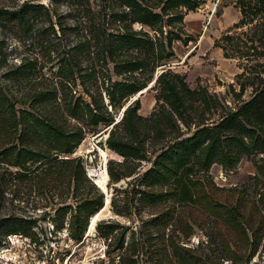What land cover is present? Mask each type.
I'll return each instance as SVG.
<instances>
[{
	"label": "rangeland",
	"instance_id": "374dc122",
	"mask_svg": "<svg viewBox=\"0 0 264 264\" xmlns=\"http://www.w3.org/2000/svg\"><path fill=\"white\" fill-rule=\"evenodd\" d=\"M35 1L60 14L61 27L54 15V30L43 17L33 20L28 30L0 25V84L12 94L15 108L50 119L69 136H60L50 124L42 126L34 147L46 156L26 158V175L18 179L11 174L0 186V217L14 214L28 220L27 233H11L0 244V264H184L172 245L190 248L179 251L200 256L201 264H264V150L247 153L234 141L208 157L204 149L196 150L184 159L195 167L188 178L195 201L189 204L173 195L175 158L158 159L167 165L157 163L154 169L160 173L154 178L150 170L155 156L173 141L217 123L252 94L250 58L224 56L214 43L239 20L234 0H200L195 7L172 0H135L157 14L145 21L140 15L146 12L132 11L121 0ZM44 25L48 27L41 31ZM125 30L145 31L153 48L126 47L115 40L111 54L100 51L109 33ZM135 54L145 59L141 70L116 67ZM160 72L164 75L157 78ZM130 73L147 82L140 93L121 100L125 104L138 97L136 112L143 117L138 124L116 126L114 136L136 146L122 154L106 143L110 124L94 122L88 107L119 118L122 107H111L104 88L131 78ZM166 82L186 88L184 119L169 102ZM240 82H245L243 90ZM79 137L71 152L61 150ZM66 157L79 161L92 182L104 158L106 173L108 160L115 174L126 173L117 180L108 176L107 207L88 232L89 216L79 241L71 237L70 219L84 194L72 189L70 166L60 159ZM0 167L18 169L5 160ZM61 206L67 207L57 209ZM237 211L243 217L235 224L230 215ZM159 244L165 247L156 251Z\"/></svg>",
	"mask_w": 264,
	"mask_h": 264
},
{
	"label": "trees",
	"instance_id": "16d2710c",
	"mask_svg": "<svg viewBox=\"0 0 264 264\" xmlns=\"http://www.w3.org/2000/svg\"><path fill=\"white\" fill-rule=\"evenodd\" d=\"M121 1L129 6L132 11L135 10V8H139L143 10V12H146L147 14L142 13L143 16L140 15L144 21L146 18L155 17L157 15L155 12H152L150 8L146 10L140 6L135 0ZM169 1L171 0H165V4ZM172 1L186 3L189 7H195L200 2V0ZM233 2L239 8V20L232 28L223 31L214 43L222 49L224 56L238 55L250 58V65H248L252 73V80L249 82V85L252 88V94L250 98L238 104L235 109L228 110L223 114L222 118L217 123L211 126H200L191 135L176 139L155 156L153 166L150 170H153L157 163L160 164L161 167L167 165V163L162 162V160L159 162L158 159L161 158H175V163H178L177 167L173 169L174 174L171 178V182L173 184V191H175L173 195L181 204H189L195 201V196L188 180L189 176L194 172L195 167L184 161V159H189L196 150L204 149V156L208 157L216 152L217 149H220L226 142L233 141L238 143L240 148L247 153L255 149L264 150V76L262 75L264 67V62L262 60L264 56V0H234ZM112 13L113 15L118 14L116 11ZM53 15L56 18V24H58V26L60 24L61 27L59 21L60 14L56 13L53 11L52 7L42 2H34V0H0V25L5 27L13 28L17 26L23 30H28L32 26L33 20L38 17H43L45 21L49 20V26L54 30V22L51 20ZM123 15H126V11H123ZM245 24L247 25L242 27ZM47 27L48 26L44 25L40 30L45 31ZM233 29H235V31H233ZM104 33L105 32L102 31L100 35ZM136 34H138V36H136ZM112 37L113 39L111 40ZM115 40H119L118 45L122 43L123 46L126 47L135 45L138 47L146 46L148 49L153 48V41L148 37L145 31L141 30L136 33L133 30H125L121 34L116 35L109 33L104 43L102 42L100 51L103 52L106 49L107 54H111L113 48L116 47L113 44ZM168 45H170L169 42ZM250 48H252V52H249ZM145 65L146 62L143 56L141 57L135 54L132 58H123L122 64H116V67L119 66L120 69L125 67L127 71L132 70L133 72L135 69L141 70ZM243 68V71H245L246 67ZM11 72L13 73L14 71ZM133 75L131 74V78L127 77L123 78V80H114L104 88L105 94H107L108 97V103L111 107L121 108L127 104L117 121L114 120L115 118L113 115H99V113L93 112L89 103H85L86 106H89L88 109L90 110L94 122L101 120L103 123L107 124L106 126L111 124L105 139L106 143L110 148L122 154H125V150L127 149L129 151L131 149H136V146L128 143L129 139L120 140L116 138L114 136L116 126L121 123L132 124V121L138 124V120L143 118L136 112L139 107L138 97L124 104V100L128 98L130 94L138 90L140 91L147 82L146 79H138ZM163 75L164 73L160 72L157 78ZM167 82L165 86L168 95H170L169 102L174 111H177L179 117L184 119L186 115V104L184 103L183 91L186 88L180 87L181 89H177L173 82ZM244 84L245 82L239 83L240 90L245 88ZM90 96L92 99L91 102L94 104L92 105L95 108V98H93L91 94ZM11 97L12 94L10 95L3 85L1 86L0 84V128H4L2 129L3 132L0 134V162L5 160V162L11 165L18 166V169H15L14 172L7 167H0V186L8 182L11 174H14L13 177H18V179L26 175L24 174V170L28 169L25 164L26 158L46 156L39 148L34 147L36 146L35 137L40 135L42 126L46 124L48 126V124H50V128L56 130L60 136H69L65 130L60 129V125H57L55 122H49L50 119L42 115L38 116L29 110L15 108ZM123 98L124 100L121 101ZM75 107L76 102L72 105V108ZM79 140L80 137L72 145L61 150L71 152L72 147L75 146ZM204 142H206L205 145L203 144ZM60 159L70 166L67 174L72 177L73 191L84 194V196L80 198V202L76 203L74 213H72L70 219V222H72V224L74 223V226L71 227L70 230L71 237L79 241L81 240L89 216L96 213L103 205V193L94 182L86 178L84 172L80 169L79 161L75 160L73 157ZM73 161L77 163L73 164ZM110 162L111 160L107 161V174L109 178L117 180L123 175H126L125 172L120 171H117L115 174ZM258 165L256 164L257 167H259ZM155 169V173L151 176L153 178L156 176V173H160ZM57 171L58 170L54 171L55 175H57ZM83 181H85L84 184ZM66 207L67 206H61L57 209H65ZM230 217L231 220L235 221L234 223L237 224L236 222L243 216L237 211L233 212ZM27 222L28 220L25 218L14 214L0 217V244L5 240L6 236L11 233H16L18 231L27 233ZM99 222L96 223V227H99ZM107 226H112V223L107 224ZM164 247V245L159 244L156 247V251H161V248ZM176 247L175 249V245H172V249L174 248V251L176 250L178 255H180L179 258L182 263L201 264L200 256L188 254L183 250L181 252L179 250L184 247ZM184 250H190V248H184Z\"/></svg>",
	"mask_w": 264,
	"mask_h": 264
},
{
	"label": "bare ground",
	"instance_id": "6f19581e",
	"mask_svg": "<svg viewBox=\"0 0 264 264\" xmlns=\"http://www.w3.org/2000/svg\"><path fill=\"white\" fill-rule=\"evenodd\" d=\"M102 154L104 155V153H102ZM105 160L106 159L104 158L102 169L99 172V174H98L97 179L95 180V182H96V184H98V187L102 191H104L106 193V196H105V199H104L103 206L96 213H94L90 217L88 232L93 229L96 220L100 217L101 213L106 209L107 204H108V193H107V188H106V182H107V179H108V175H107L106 170L104 168Z\"/></svg>",
	"mask_w": 264,
	"mask_h": 264
},
{
	"label": "water",
	"instance_id": "95a60500",
	"mask_svg": "<svg viewBox=\"0 0 264 264\" xmlns=\"http://www.w3.org/2000/svg\"><path fill=\"white\" fill-rule=\"evenodd\" d=\"M141 91H139L138 93H140ZM127 104H125L122 108H121V113H120V116L122 115V111H123V109L125 108V106H126ZM120 116H119V118H120ZM119 118H116L115 119V121H117ZM111 127V124H110V126L109 127H107L106 129H107V131H108V129ZM100 139H103L102 137H100ZM95 182V181H94ZM96 183V182H95ZM104 199H105V197H104Z\"/></svg>",
	"mask_w": 264,
	"mask_h": 264
}]
</instances>
